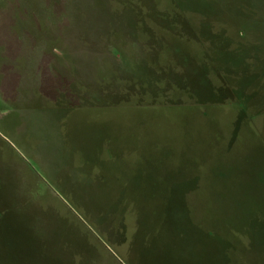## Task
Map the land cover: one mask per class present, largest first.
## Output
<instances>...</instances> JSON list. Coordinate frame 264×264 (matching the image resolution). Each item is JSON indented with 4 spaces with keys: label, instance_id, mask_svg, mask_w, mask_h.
<instances>
[{
    "label": "rangeland",
    "instance_id": "obj_1",
    "mask_svg": "<svg viewBox=\"0 0 264 264\" xmlns=\"http://www.w3.org/2000/svg\"><path fill=\"white\" fill-rule=\"evenodd\" d=\"M0 264H264V0H0Z\"/></svg>",
    "mask_w": 264,
    "mask_h": 264
}]
</instances>
